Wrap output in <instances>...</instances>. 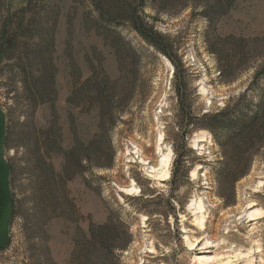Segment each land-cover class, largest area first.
Here are the masks:
<instances>
[{"label":"rangeland","instance_id":"obj_1","mask_svg":"<svg viewBox=\"0 0 264 264\" xmlns=\"http://www.w3.org/2000/svg\"><path fill=\"white\" fill-rule=\"evenodd\" d=\"M28 1L0 0V264H72L89 225L110 212L131 237L118 264H198L201 256L207 264H264V152L232 190L224 184L223 198L214 178L218 149L207 131L188 136L189 164L176 169L178 155L165 138L167 127L175 136L177 123L169 62L131 31H123V45L95 31L90 0H31L21 10ZM100 1L109 10L111 0ZM198 12L146 9L156 30L180 47L196 114L221 109L253 75L250 69L220 83L204 33L255 40L264 55V0H237L210 29ZM98 68L131 90L119 92L111 110L121 117L106 121L97 137L98 112L86 106L82 84L101 77ZM25 78L52 81L51 99L30 104ZM93 148L110 167L89 170L78 160Z\"/></svg>","mask_w":264,"mask_h":264},{"label":"trees","instance_id":"obj_2","mask_svg":"<svg viewBox=\"0 0 264 264\" xmlns=\"http://www.w3.org/2000/svg\"><path fill=\"white\" fill-rule=\"evenodd\" d=\"M90 1L96 13L91 22L95 31L102 29L107 39L114 38L121 45L125 44L123 31H131L148 48L169 62L173 69L172 91L177 102L174 119L177 123L175 136H170V128L167 127L165 138L178 155L175 167L187 169L189 162L185 150L188 136L197 131H207L218 149L220 160L214 178L219 196L223 198L221 192L224 184L226 190H232L234 184L248 174L255 157L264 152V55L254 44L255 40L253 43L242 37H221L213 32H205V50L216 62L220 83L230 85L241 73L250 69H253V75L243 92L221 109L196 114L193 110L194 93L189 88L191 81L180 56V47L156 30L157 18L148 15L146 9L152 8L155 13L167 15L185 9L198 10V16L208 23L210 29L230 13L237 0H111L109 10L100 0ZM31 4L29 0L21 10H27ZM27 68H22L25 75L31 72L32 67L28 65ZM98 70L101 77L88 78L82 84L86 106L98 112L97 137L105 136L103 126L106 121L114 124L121 117L120 111L111 110L119 101L121 82L119 79L111 80L101 68ZM27 80L25 78L23 81L26 100L32 105L46 104L48 98L51 99L54 83L49 80L26 83ZM128 90L131 89L122 91L126 94ZM71 101L69 96L67 103ZM124 101L123 98L120 100L122 103ZM179 137L180 149L175 139ZM99 155L93 148L78 160H84L89 170L110 167L107 163L103 164ZM65 161L68 162V155ZM130 240L124 221L117 213L110 212L106 222L89 225L87 235L73 251L72 264H118V253L128 248Z\"/></svg>","mask_w":264,"mask_h":264},{"label":"bare ground","instance_id":"obj_3","mask_svg":"<svg viewBox=\"0 0 264 264\" xmlns=\"http://www.w3.org/2000/svg\"><path fill=\"white\" fill-rule=\"evenodd\" d=\"M201 94H202V93H201ZM200 133H201V132H200ZM161 142H162V135H159V137H158V139H157V146H158L157 150H158V151L160 150V144H161ZM158 151H157V154L159 153ZM168 158H169V156L166 158V160H165L164 163H163V165H164L165 167L168 166ZM141 163H142L143 165L146 164L145 162H142V161H141ZM200 168H201V166L198 165L197 168L195 169V171L191 173V177H192V179H195V178H196V176H197L196 171H197L198 169H200ZM161 178H163L164 180H166V179L168 178V173H167L166 171H164L163 174H162V176H161ZM123 192L126 193V194H129V195H130V194L133 193V190L129 189V190H125V191H123ZM197 210H198V211H201V208H198ZM249 218H250V221L255 220L254 215H249ZM197 261H198V264H207V262H208V260H207L206 257H204V256L199 257V258L197 259Z\"/></svg>","mask_w":264,"mask_h":264}]
</instances>
